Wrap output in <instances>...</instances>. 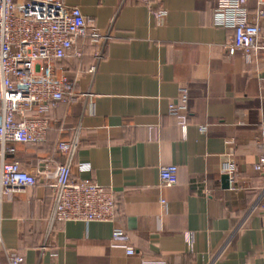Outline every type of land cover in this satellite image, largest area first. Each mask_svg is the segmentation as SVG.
I'll list each match as a JSON object with an SVG mask.
<instances>
[{
    "label": "crops",
    "instance_id": "0c3cea01",
    "mask_svg": "<svg viewBox=\"0 0 264 264\" xmlns=\"http://www.w3.org/2000/svg\"><path fill=\"white\" fill-rule=\"evenodd\" d=\"M65 2L111 37L77 39L56 64L75 98L48 106L42 144L10 142L5 158L39 171L45 158L63 162L56 144L77 133L72 176L113 190L118 216L115 223L50 226L53 195L39 178L4 198L0 264H9L7 252L22 255L23 264H264V212L252 211L264 186V173L254 168L263 150L264 52L250 62L227 53L234 31L214 23L218 0H163L162 19L142 0ZM183 89L185 132L169 113ZM228 162L236 164L234 174L223 171ZM168 164L178 166V181L162 186L160 169ZM116 226L135 254L110 245Z\"/></svg>",
    "mask_w": 264,
    "mask_h": 264
},
{
    "label": "built area",
    "instance_id": "2783aa9c",
    "mask_svg": "<svg viewBox=\"0 0 264 264\" xmlns=\"http://www.w3.org/2000/svg\"><path fill=\"white\" fill-rule=\"evenodd\" d=\"M158 19L167 15L163 0H142ZM253 1V4L251 3ZM217 26L233 29L232 38L224 44L229 55L241 53L250 62L264 52V0H218L214 10ZM91 37L107 42L110 34H102L89 22L80 6L68 5L65 0H0V212L5 197H12L35 186L42 179L53 195L49 224L57 220L112 222L117 220L118 204L115 192L86 178L72 176V166L79 147V136L56 144L55 155H64L59 162L54 157L43 159L44 167L31 172L19 161L7 160L10 142L42 143L50 129L46 116L48 106L70 102L75 98L73 82L56 74V64L73 48L78 38ZM80 54V52H77ZM188 95L183 89L178 102L169 106V113L178 118L184 132L187 129ZM262 152L254 164L264 173V129L260 135ZM223 171L234 174V162L224 165ZM178 181V166L164 165L160 169L162 186ZM165 204V200H162ZM264 212V186L252 211ZM192 248L194 232L185 234ZM110 245L126 254L136 253L128 233L116 226ZM9 264H23L24 257L7 252ZM144 264H163L158 260H143ZM44 264H69L59 261Z\"/></svg>",
    "mask_w": 264,
    "mask_h": 264
},
{
    "label": "water",
    "instance_id": "95a60500",
    "mask_svg": "<svg viewBox=\"0 0 264 264\" xmlns=\"http://www.w3.org/2000/svg\"><path fill=\"white\" fill-rule=\"evenodd\" d=\"M222 182L224 187H229L230 186V180H229V175L228 174H223L222 175Z\"/></svg>",
    "mask_w": 264,
    "mask_h": 264
},
{
    "label": "trees",
    "instance_id": "16d2710c",
    "mask_svg": "<svg viewBox=\"0 0 264 264\" xmlns=\"http://www.w3.org/2000/svg\"><path fill=\"white\" fill-rule=\"evenodd\" d=\"M47 116V115H46ZM43 143V142H42ZM42 143H38V144H34V143H29V144H33V145H40V144H42Z\"/></svg>",
    "mask_w": 264,
    "mask_h": 264
}]
</instances>
